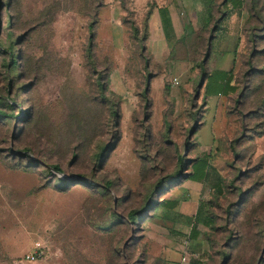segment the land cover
<instances>
[{
  "label": "rangeland",
  "instance_id": "rangeland-1",
  "mask_svg": "<svg viewBox=\"0 0 264 264\" xmlns=\"http://www.w3.org/2000/svg\"><path fill=\"white\" fill-rule=\"evenodd\" d=\"M237 1L0 0V264H163L146 221L184 185L199 120L225 194L200 185L221 229L197 258L264 264V0Z\"/></svg>",
  "mask_w": 264,
  "mask_h": 264
},
{
  "label": "crops",
  "instance_id": "crops-1",
  "mask_svg": "<svg viewBox=\"0 0 264 264\" xmlns=\"http://www.w3.org/2000/svg\"><path fill=\"white\" fill-rule=\"evenodd\" d=\"M161 9H166V8H161ZM160 16H161L160 14L158 13L156 14L155 12L152 16V23L150 25V29L152 30V37H154L153 41L155 43L156 42L155 38L156 39L158 38V40L161 41V44L162 43L168 44V40L166 39L164 34V29H165L164 23L162 22ZM168 18H170L172 24L175 17L171 10L168 11ZM172 29H173V25H172ZM227 73L228 72H224V75H226ZM197 75L198 77H202L203 75L202 84L199 87L197 86L199 88L198 91L199 93L200 90H202L204 83L206 81V74L203 73L202 65H200V69L196 70V76ZM225 78L228 79L227 77ZM208 80L209 79H207L206 85L204 87L205 90ZM190 91H192L191 87H190ZM203 127L204 126L200 127V120H199V122H197L193 130L194 133L189 136V143L192 142L191 140L193 139V136H195L194 140L196 141L194 144H192L194 145L193 150L190 151L191 152L199 151L198 152L199 155L196 158L191 157L186 159L184 163L185 166L184 168H182L181 173H179V175L182 174L180 176L183 177L182 182H185L184 185L183 184L177 185L178 186L177 189H179L178 191L180 192L178 194H175L174 196H168L166 198H163L162 200L163 201L166 200L167 202L157 207L154 211V214H150L148 220L146 221L147 223L150 222L158 226L162 230H166L168 232V236L171 237L169 238L167 237V235H165L164 238H166L167 239L166 240L163 238L164 235H162L164 233L156 234L160 237L162 235L163 239L161 243L159 242V240L157 239L154 240L153 238L150 237V235L152 236L153 233L149 232L148 235V237L153 240V241L151 240V243H148V246L151 244V247L157 249V252H160V255H162L161 258L163 260L162 261L163 264H186L183 262V258L185 257L187 261V257L191 258L192 256H193L192 261L189 259V261H191V264H201L199 262L200 260H198L197 258L200 256V254L197 253L196 252L197 249L195 251L193 247L194 242L198 241L201 238L200 248L203 247L202 244L204 245L207 244L208 245L207 253L211 252L212 249H214L215 247L214 244L212 243V239L210 237H207L206 235L207 231L202 232L201 227H205L206 229L209 230L216 229L217 231L221 229V227L216 226L217 224L216 216H214L211 212V209L207 207L210 206V203H205L203 199L200 200V185H203L209 181L211 182L214 191H216L218 194H225L223 190V179L220 173L217 171L216 166L211 164L212 158L214 156L213 153L217 148L216 146V143L218 142L217 137H216L217 140H215L213 152H210L209 155L200 152L201 142H200V136H198V134ZM188 146L190 147L191 145L188 144L186 146L184 156H186V152L189 153ZM202 162H204L205 166H201ZM184 171L187 172L185 173ZM205 175H208V177L204 178ZM181 196L185 198H182ZM185 227L190 228V232L188 234L183 233L184 230H182V228ZM181 242L184 244L182 245L183 253L173 250V247L176 245L178 246L179 244H181ZM205 252L206 250L204 251V253ZM215 254L218 255L219 252H216ZM229 262H230L229 258L226 260L224 259L222 264H229Z\"/></svg>",
  "mask_w": 264,
  "mask_h": 264
},
{
  "label": "trees",
  "instance_id": "trees-1",
  "mask_svg": "<svg viewBox=\"0 0 264 264\" xmlns=\"http://www.w3.org/2000/svg\"><path fill=\"white\" fill-rule=\"evenodd\" d=\"M231 1H233V3H236V4H238V6L240 5V2L239 1H237V0H231ZM168 11L169 10H167V9H162L161 10V13H162V16L164 17V27H165V29H168L169 27L171 28V26H172V24H171V21H170V18H168ZM92 27V26H91ZM172 29V28H171ZM14 63V62H13ZM214 75H215V73L214 74H211V76L209 77V80H208V83H207V86H206V94H207V96L208 97H212V95H213V93L211 92V87H212V85H211V80H210V78H213L214 77ZM228 74H226V75H224V73L222 74V92L221 93H219V94H224V93H227L228 94V90H231L232 88H230V84H229V79H226L225 77H227L228 78V76H227ZM0 115H2L3 117H9V116H7V114L6 113H4V112H0ZM201 166H205V164H204V162H202L201 163ZM52 171H55V172H57V173H61L62 172V170H61V168L59 167V166H53L52 168ZM208 177V175H205L204 176V178H207ZM162 184V181H160L159 183H158V185H157V189L160 187V185ZM165 202H167L166 200L165 201H154V202H151V204H152V207H155V209L157 208V207H159V206H161L162 204H164ZM150 204H148V206H149ZM140 212H138V213H136V212H133V213H131V216H132V219L130 218V220H131V222H132V220H134V216L135 215H137V214H139ZM226 259H228V258H226ZM225 259V260H226Z\"/></svg>",
  "mask_w": 264,
  "mask_h": 264
},
{
  "label": "built area",
  "instance_id": "built-area-1",
  "mask_svg": "<svg viewBox=\"0 0 264 264\" xmlns=\"http://www.w3.org/2000/svg\"><path fill=\"white\" fill-rule=\"evenodd\" d=\"M174 84L175 85H178L179 82L177 80H175ZM43 254L44 253L39 250L35 254L27 256V260L32 261V262L37 261L39 259H42ZM183 261H186V258L185 257L183 258Z\"/></svg>",
  "mask_w": 264,
  "mask_h": 264
},
{
  "label": "water",
  "instance_id": "water-1",
  "mask_svg": "<svg viewBox=\"0 0 264 264\" xmlns=\"http://www.w3.org/2000/svg\"><path fill=\"white\" fill-rule=\"evenodd\" d=\"M194 132H192L191 133V135L193 134ZM187 153V152H186ZM263 256H264V250H263V252H262V254H261V257H260V259H259V262L261 261V259L263 258Z\"/></svg>",
  "mask_w": 264,
  "mask_h": 264
}]
</instances>
